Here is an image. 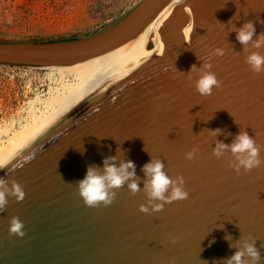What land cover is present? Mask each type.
Wrapping results in <instances>:
<instances>
[{
  "label": "water",
  "instance_id": "obj_1",
  "mask_svg": "<svg viewBox=\"0 0 264 264\" xmlns=\"http://www.w3.org/2000/svg\"><path fill=\"white\" fill-rule=\"evenodd\" d=\"M169 1L139 0L76 38L0 39V64L67 65L99 55L134 37ZM213 1L186 0L161 46L69 107L0 169L9 188L15 182L25 191L22 201L8 196L0 212V264H226L253 239L264 264V166L238 174L229 149L213 154L217 142L230 145L245 130L264 159V72L246 63L251 52L264 55V45L254 46L264 34V0ZM249 21L255 34L243 45L237 30ZM205 62L221 81L210 96L195 89ZM107 157L117 167L131 160L135 175L114 189L111 205L86 206L78 182L89 166L103 173ZM155 159L170 178L182 175L189 192L158 212L144 190L143 166ZM12 216L23 221L22 237L9 231Z\"/></svg>",
  "mask_w": 264,
  "mask_h": 264
},
{
  "label": "clouds",
  "instance_id": "obj_2",
  "mask_svg": "<svg viewBox=\"0 0 264 264\" xmlns=\"http://www.w3.org/2000/svg\"><path fill=\"white\" fill-rule=\"evenodd\" d=\"M254 34L255 27L249 21L237 30V39L241 44L248 45ZM262 45H264V34H261L254 44L256 48ZM213 54L222 56L224 52L223 49L216 48L213 50ZM246 63L253 73L264 72V55L258 52H251L246 57ZM211 69L212 64L205 62L203 70L200 71L195 81V89L201 96H210L214 88L221 87V81ZM195 70L196 67L193 65L192 71ZM216 131L219 130L217 129ZM225 149H229L235 156V162L230 167L238 174L242 168L248 172L264 166V159L261 158L260 145L245 130H241L230 145L217 142L216 147L213 149L214 156L219 158L223 155ZM184 155L186 159L192 160L196 157V150H189ZM108 160H115V157L105 158L103 173L89 166L86 176L78 182V192L86 206L98 207L101 204L104 206L111 205L116 198L114 189L122 187L126 181H129L130 177L135 175V165L131 160L122 162L119 167L114 163L109 164ZM24 162H27V160H24ZM7 164V161H0V169H3ZM17 166L22 167L23 164L18 163ZM129 169H133V171H129ZM143 171L149 177L145 182L144 190L148 197V205H151V211H161L165 204L186 200L188 198L189 192L185 188L184 177L178 174L175 179L170 178L165 173L164 165L159 159L145 164ZM128 189L132 194L139 191V186L135 179L128 183ZM165 193L168 194L165 195ZM8 196H14L17 201H22L25 197V191L20 184L15 182L9 188L7 181L3 177H0V212L6 209ZM139 210L147 213L149 212V207L141 204ZM23 228V221L18 216H12L10 218L9 231L11 234L22 237L24 235ZM173 242H175V238H173ZM245 256L250 259L245 260ZM260 259L259 249L256 247L255 240L253 239L251 242L243 241L242 247L226 260V264H257Z\"/></svg>",
  "mask_w": 264,
  "mask_h": 264
},
{
  "label": "bare ground",
  "instance_id": "obj_3",
  "mask_svg": "<svg viewBox=\"0 0 264 264\" xmlns=\"http://www.w3.org/2000/svg\"><path fill=\"white\" fill-rule=\"evenodd\" d=\"M185 1L170 0L139 33L104 53L67 65L25 66L30 71L43 70L42 76H35L41 85L47 83L46 95L36 92L25 102L24 108L17 109L16 120L3 123L0 161L8 162L69 107L98 90L147 51L161 46L175 27ZM229 1L214 0L213 4L221 7ZM202 16L204 14L199 15ZM26 88L29 90L30 86Z\"/></svg>",
  "mask_w": 264,
  "mask_h": 264
},
{
  "label": "rangeland",
  "instance_id": "obj_4",
  "mask_svg": "<svg viewBox=\"0 0 264 264\" xmlns=\"http://www.w3.org/2000/svg\"><path fill=\"white\" fill-rule=\"evenodd\" d=\"M138 1L0 0V39L51 41L89 35ZM42 72L0 64V128L16 120L36 92L46 95L47 83L41 85L37 79Z\"/></svg>",
  "mask_w": 264,
  "mask_h": 264
}]
</instances>
